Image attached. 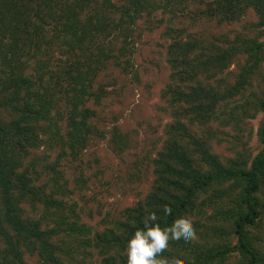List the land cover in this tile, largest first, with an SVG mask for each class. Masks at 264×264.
I'll return each instance as SVG.
<instances>
[{
  "label": "trees",
  "instance_id": "1",
  "mask_svg": "<svg viewBox=\"0 0 264 264\" xmlns=\"http://www.w3.org/2000/svg\"><path fill=\"white\" fill-rule=\"evenodd\" d=\"M198 1L206 22L252 20L205 35L174 25L186 0H0V264H30L27 255L39 264H127V242L151 214L161 228L183 217L195 229L187 243L169 241L163 264H264V0ZM168 8L171 17H151ZM144 15L156 28L166 21L170 75L160 96L172 119L144 161L154 174L149 192L94 229L64 198L62 175L39 184L29 169L38 158L24 161L46 141L59 157H76L104 136L94 120L107 93L98 77L110 66L136 72ZM259 115L253 155L246 144ZM113 132L119 152L130 147ZM224 143L231 154L216 151Z\"/></svg>",
  "mask_w": 264,
  "mask_h": 264
},
{
  "label": "rangeland",
  "instance_id": "2",
  "mask_svg": "<svg viewBox=\"0 0 264 264\" xmlns=\"http://www.w3.org/2000/svg\"><path fill=\"white\" fill-rule=\"evenodd\" d=\"M198 6V0H186V8L178 11L174 25L190 32H206L207 35L211 31H241L245 23L252 20V16L247 15L239 21L219 26L206 22L198 14ZM151 17L159 21L171 17V13L169 8L159 9ZM151 17L144 15L138 21L136 49L132 57L136 72L125 73L120 67L110 66L98 77V83L105 87L107 93L100 105L93 106L98 113L94 120L104 136L92 137L76 157H59V145L53 143L51 147L46 141L39 148H30V155L24 161L26 166L32 158H38L36 166L31 164L29 169L34 174L36 171L41 173L39 184L52 183L54 175H62L71 191L64 198L77 204L82 220L94 229L112 225L113 220L122 217L126 207L143 199L149 192L154 174L153 168L146 166L144 161L146 157L155 156L161 148L164 126L172 119L162 109L164 102L160 96L170 75L166 53L169 39L163 35L166 21L158 22L156 28ZM62 58L63 54L60 55ZM235 68L236 63L229 69ZM89 104L92 105L91 102ZM260 118L261 115L252 120L253 135L246 144V151L252 150L253 155L260 149L257 134ZM60 123L64 125L63 121ZM116 126L129 141L130 147L123 152H119L111 141ZM230 146L231 143H224L216 145L215 149L231 154ZM55 163L57 171L51 168ZM25 209L31 212L30 206L25 205ZM96 259L97 256L93 258ZM27 261L39 264L36 256L27 255Z\"/></svg>",
  "mask_w": 264,
  "mask_h": 264
},
{
  "label": "clouds",
  "instance_id": "3",
  "mask_svg": "<svg viewBox=\"0 0 264 264\" xmlns=\"http://www.w3.org/2000/svg\"><path fill=\"white\" fill-rule=\"evenodd\" d=\"M166 214L171 213L168 206L164 207ZM156 221V215L151 214L142 228L137 229L128 240L126 246L127 264H163L158 254L167 249L170 240L187 243L195 237L192 223L185 218H177L171 226L161 228Z\"/></svg>",
  "mask_w": 264,
  "mask_h": 264
}]
</instances>
